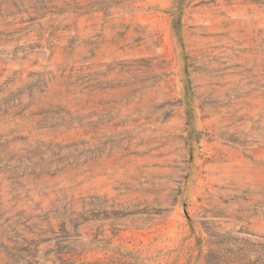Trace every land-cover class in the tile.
Segmentation results:
<instances>
[{
  "label": "rangeland",
  "instance_id": "obj_1",
  "mask_svg": "<svg viewBox=\"0 0 264 264\" xmlns=\"http://www.w3.org/2000/svg\"><path fill=\"white\" fill-rule=\"evenodd\" d=\"M0 264H264V0H0Z\"/></svg>",
  "mask_w": 264,
  "mask_h": 264
}]
</instances>
